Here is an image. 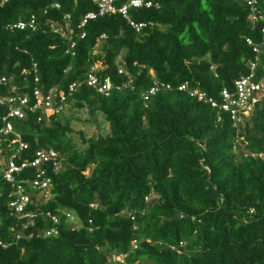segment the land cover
<instances>
[{"label": "trees", "instance_id": "trees-1", "mask_svg": "<svg viewBox=\"0 0 264 264\" xmlns=\"http://www.w3.org/2000/svg\"><path fill=\"white\" fill-rule=\"evenodd\" d=\"M154 1L159 9L131 10L137 22L154 23L137 33L120 14L79 28L98 10L89 0H0V94L31 95L36 64L39 86L80 82L71 109L101 114L109 125L103 135L80 132V147L62 113L38 121L35 112L10 119L14 133L3 135L8 107L0 105V264H264V161L255 156L264 152V96L235 125L178 90L187 84L219 98L249 75L256 54L247 40L261 38L264 22L251 23L245 0ZM258 5L264 11V0ZM31 15L37 31L8 28ZM95 66L121 90L105 96L89 87L84 80ZM155 80L172 89L146 102ZM16 135L28 144L21 160L53 149L61 163L58 172L48 168L49 199L33 197L27 229L28 220L11 215L13 188L2 174ZM33 177L27 168L17 178ZM63 212L75 214L80 228ZM49 213L61 218L59 236L37 235L53 226ZM120 253H128L124 263L108 262Z\"/></svg>", "mask_w": 264, "mask_h": 264}, {"label": "built area", "instance_id": "built-area-1", "mask_svg": "<svg viewBox=\"0 0 264 264\" xmlns=\"http://www.w3.org/2000/svg\"><path fill=\"white\" fill-rule=\"evenodd\" d=\"M9 1V0H5ZM93 2L98 10L95 12H89L82 19L79 28L84 27L88 21L95 20L98 17H103L107 14H120L129 23V25L137 32L141 33L148 27L154 26L151 21L137 22L131 16V10L133 9H150L160 8V3L154 0H127L119 5V0H89ZM249 7L250 14L249 20L254 26H258L261 22H264V11L259 8L258 0H245ZM55 8H59V5H54ZM66 19H70V16H66ZM9 29H18L21 31L31 30L37 31V17L31 15L27 21H19L15 24L8 26ZM57 33L58 30L55 29ZM86 34L83 33L81 38H85ZM102 36V38H104ZM247 43L253 46V52L256 54L255 59L249 63L250 74L243 76L234 82L231 89H223L219 95V98L210 96L207 92L200 89H192L187 84L180 85L178 90L186 92L190 97L197 99L199 102L209 105L214 109H218L221 113L229 115L234 124H238L242 121L243 116H248L255 108L256 104L260 102L264 96V74L259 77L257 71L260 64V55L264 51V25L261 28V38L258 41L248 39ZM75 43L71 42L67 54L74 55L73 48ZM33 70L35 72L34 88L31 95L22 96H6L0 94V105L8 107V113L3 117L5 123L4 128L1 130L3 135H9L14 133V126L10 119L27 118L28 113L39 112L41 116L38 117V121H42L53 114H61L65 111L67 105L73 94L77 91L80 82L72 83L67 89H62L59 86L51 87L45 90L39 86L40 78L37 75V65L34 64ZM24 72H26L24 70ZM118 72L120 75L127 74L123 67H119ZM84 82L91 88L97 90L100 94L105 96L116 89L121 90L122 86L113 83L110 78H101L99 76V67H92L87 74ZM0 83H6V77L0 75ZM160 89L171 90L172 87L169 84L163 82L154 81L153 86L143 94L144 101H148L149 98L156 95ZM219 120L222 119L220 115ZM16 145V149L12 154L5 159L4 167L2 169L3 179L5 182L13 188L9 198V209L11 215L17 220L26 219L27 223L24 224V229L34 225L35 213L29 210V206L33 202V197L37 200L42 197H38L40 194L46 193L51 186L52 179L48 175V168L53 169L54 172H58L61 169L60 155L57 151L39 150L33 160H21V152L28 148V144L21 140L20 135H16V139L13 141ZM262 161H264V152H259L255 155ZM27 168L34 169L33 179H18L19 174ZM36 191H40L36 194ZM93 208H97V205H92ZM52 221L53 226L49 229H43L39 234L43 237H56L59 236V225L61 218L58 215H47ZM62 216L64 220L72 225L74 228H80V222L77 216L71 212H63ZM92 231V230H90ZM22 237L21 234L17 235V240ZM33 235H30L32 238ZM0 245L2 243L0 242ZM134 250L138 249L137 243H133ZM128 253L113 254L108 257L109 263L119 262L124 263Z\"/></svg>", "mask_w": 264, "mask_h": 264}, {"label": "rangeland", "instance_id": "rangeland-1", "mask_svg": "<svg viewBox=\"0 0 264 264\" xmlns=\"http://www.w3.org/2000/svg\"><path fill=\"white\" fill-rule=\"evenodd\" d=\"M61 119L67 120L70 123L72 131L75 132L73 135L74 142L78 143L80 147H83L79 138V133L83 132L86 137L90 138L93 136L103 135L108 132L109 125L106 122L103 115L98 114L94 118L91 117L87 110L75 111L71 109V104H68L65 111L61 114ZM238 152V150L236 151ZM44 197L49 199V193L40 194L38 197Z\"/></svg>", "mask_w": 264, "mask_h": 264}]
</instances>
